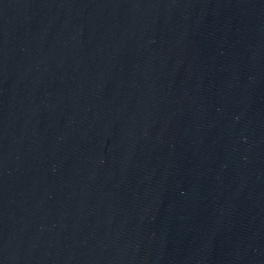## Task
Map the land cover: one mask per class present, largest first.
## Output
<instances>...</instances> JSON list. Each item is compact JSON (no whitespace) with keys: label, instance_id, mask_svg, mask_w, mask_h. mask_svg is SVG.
<instances>
[{"label":"water","instance_id":"95a60500","mask_svg":"<svg viewBox=\"0 0 264 264\" xmlns=\"http://www.w3.org/2000/svg\"><path fill=\"white\" fill-rule=\"evenodd\" d=\"M0 264H264V0H0Z\"/></svg>","mask_w":264,"mask_h":264}]
</instances>
